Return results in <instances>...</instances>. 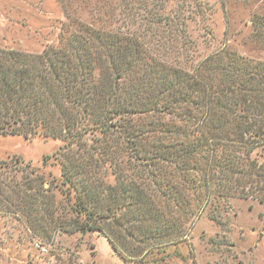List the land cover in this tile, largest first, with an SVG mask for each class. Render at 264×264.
Returning <instances> with one entry per match:
<instances>
[{
	"label": "trees",
	"instance_id": "trees-1",
	"mask_svg": "<svg viewBox=\"0 0 264 264\" xmlns=\"http://www.w3.org/2000/svg\"><path fill=\"white\" fill-rule=\"evenodd\" d=\"M174 22L159 46L145 41L151 27L144 37L85 28L37 54L0 49V136L63 143L41 163L58 177L0 162V212L20 211L44 241L99 232L137 258L154 239H178L210 196L264 203L252 157L264 147V61L223 47L193 64ZM251 24L263 45L264 14ZM167 49L185 59L167 61Z\"/></svg>",
	"mask_w": 264,
	"mask_h": 264
},
{
	"label": "rangeland",
	"instance_id": "rangeland-1",
	"mask_svg": "<svg viewBox=\"0 0 264 264\" xmlns=\"http://www.w3.org/2000/svg\"><path fill=\"white\" fill-rule=\"evenodd\" d=\"M255 13L264 14V0H0V49L37 54L85 28L144 37L151 27L145 41L159 46L166 43L165 19L170 15L174 31H187L193 64L223 47L264 61V44L252 38ZM154 17L161 20L159 25H150ZM165 56L171 62L185 59L169 50ZM62 146L51 138L0 136V162L18 157L42 175L58 177L56 166L43 169L41 163ZM252 157L264 165V147ZM256 188L249 189L251 194ZM56 196L59 199L57 192ZM203 204L189 222H183L178 239L161 244L156 243L164 240L154 239L155 245L137 258L123 243L112 249L99 232H57L52 242L44 241L20 211L4 210L0 264H264V203L254 196L216 194ZM128 238L124 245L132 247L135 236Z\"/></svg>",
	"mask_w": 264,
	"mask_h": 264
}]
</instances>
